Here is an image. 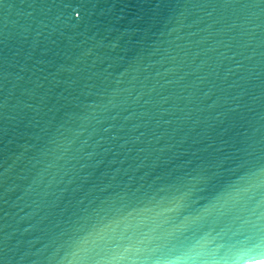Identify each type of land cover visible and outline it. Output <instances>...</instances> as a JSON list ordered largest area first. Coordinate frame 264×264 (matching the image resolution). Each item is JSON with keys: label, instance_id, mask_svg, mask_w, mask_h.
<instances>
[{"label": "water", "instance_id": "1", "mask_svg": "<svg viewBox=\"0 0 264 264\" xmlns=\"http://www.w3.org/2000/svg\"><path fill=\"white\" fill-rule=\"evenodd\" d=\"M264 260V0H0V264Z\"/></svg>", "mask_w": 264, "mask_h": 264}, {"label": "snow or ice", "instance_id": "2", "mask_svg": "<svg viewBox=\"0 0 264 264\" xmlns=\"http://www.w3.org/2000/svg\"><path fill=\"white\" fill-rule=\"evenodd\" d=\"M259 264H264V260H262V261H259Z\"/></svg>", "mask_w": 264, "mask_h": 264}, {"label": "bare ground", "instance_id": "3", "mask_svg": "<svg viewBox=\"0 0 264 264\" xmlns=\"http://www.w3.org/2000/svg\"><path fill=\"white\" fill-rule=\"evenodd\" d=\"M254 264H259V262H257V263H254Z\"/></svg>", "mask_w": 264, "mask_h": 264}]
</instances>
